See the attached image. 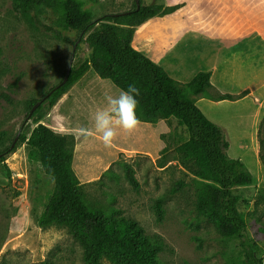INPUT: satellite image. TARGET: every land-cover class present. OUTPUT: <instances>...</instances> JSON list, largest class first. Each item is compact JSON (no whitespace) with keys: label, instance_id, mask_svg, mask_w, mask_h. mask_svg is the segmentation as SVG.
<instances>
[{"label":"rangeland","instance_id":"374dc122","mask_svg":"<svg viewBox=\"0 0 264 264\" xmlns=\"http://www.w3.org/2000/svg\"><path fill=\"white\" fill-rule=\"evenodd\" d=\"M158 1L144 0L145 4ZM134 2L97 0L87 8L97 19L132 10ZM55 19L50 10L42 9L33 20L26 8L0 0V154L5 158L0 162V264H42L45 260L84 264L82 249L67 228L39 225L54 180L29 160L27 144L18 139L11 148L21 128V134L29 136L38 125L31 119L25 123L30 103L41 100L62 82L80 37L78 33L58 34ZM88 57L87 45L79 41L73 65L85 63ZM254 66L260 83L264 58L259 56ZM90 73L95 74L93 70ZM120 91L110 80L91 78L73 85L55 106L46 104L42 111L39 124L59 135L73 136V169L89 204L106 211L115 208L121 216L138 222L148 235H160L169 247L161 254L164 264H244L240 243L223 239L197 216L192 179L176 153L189 135L177 119L142 122L132 134L119 130L112 147H105L98 138H77L76 129L91 126L92 115L104 105L105 94L115 96ZM263 93L257 94V101L262 100L264 106ZM258 107L254 97L248 98L211 109V118L226 127L229 156L241 159L254 177L252 185L236 192L241 196L240 211L246 218L248 235L258 244L257 256L264 264V166L259 159L258 136L255 138V121L264 119V107ZM125 163L135 170L138 189L126 179ZM158 198L164 208L160 222L153 208Z\"/></svg>","mask_w":264,"mask_h":264},{"label":"trees","instance_id":"16d2710c","mask_svg":"<svg viewBox=\"0 0 264 264\" xmlns=\"http://www.w3.org/2000/svg\"><path fill=\"white\" fill-rule=\"evenodd\" d=\"M26 8L33 20L42 9L56 17L58 34L78 33L89 49L85 63L73 65L68 82L54 90L34 111L31 120L38 124L28 136L19 141L29 147L28 158L38 163L42 171L54 180V190L39 219L42 228L65 227L82 249L84 264H164L161 254L169 247L160 235H148L140 224L121 216L115 208L108 211L89 204L86 193L74 169L73 136L59 135L39 124L44 105L53 107L67 91L94 71L101 79L110 80L118 89L127 90L135 84L141 92L138 117L143 123L156 124L177 119L189 138L176 148L178 160L192 179L196 192L195 209L198 218L210 223L227 240H237L245 253L244 264H263L258 258L260 248L248 235L247 221L240 211L239 187L250 186L254 177L241 159L228 154L230 144L225 130L209 120L196 100L207 97L215 101L235 100L231 95L210 97V72H201L186 84L172 79L167 72L132 46L135 28L149 19L169 15L179 6L168 7L156 2L121 13L104 14L95 19L87 8L97 0H10ZM51 31V29L49 28ZM53 31V28H52ZM81 34H83L81 36ZM77 42V41H76ZM41 99V100H42ZM41 100L30 103V111ZM259 159L264 166V119L258 129ZM5 158L0 154V162ZM126 179L134 189L139 188L135 170L123 164ZM157 220L164 217L162 199L153 205ZM42 264H56L45 260Z\"/></svg>","mask_w":264,"mask_h":264},{"label":"crops","instance_id":"0c3cea01","mask_svg":"<svg viewBox=\"0 0 264 264\" xmlns=\"http://www.w3.org/2000/svg\"><path fill=\"white\" fill-rule=\"evenodd\" d=\"M158 4L179 9L136 27L133 48L182 84L201 72H210L212 87L208 95H231L236 99L215 101L202 97L196 104L225 132V125L211 118V109L253 97L263 109L257 94L264 91V78L260 83L256 80L253 65L259 56L264 58V0H159ZM91 78L107 81L88 72L77 83ZM261 119L255 121V138Z\"/></svg>","mask_w":264,"mask_h":264},{"label":"clouds","instance_id":"9594fccd","mask_svg":"<svg viewBox=\"0 0 264 264\" xmlns=\"http://www.w3.org/2000/svg\"><path fill=\"white\" fill-rule=\"evenodd\" d=\"M141 95L140 89L133 83L118 95L105 94L104 105L97 107L92 115L90 127H78L77 138L99 139L105 147H112L120 135L119 130L132 134L139 130L142 121L137 111Z\"/></svg>","mask_w":264,"mask_h":264},{"label":"water","instance_id":"95a60500","mask_svg":"<svg viewBox=\"0 0 264 264\" xmlns=\"http://www.w3.org/2000/svg\"><path fill=\"white\" fill-rule=\"evenodd\" d=\"M135 2H136L137 10H139V8H140V6H141L140 0H135ZM121 14H123V13H121ZM82 35H83V34H81V36H82ZM79 41H80V40H78V41L75 43V45H74L73 53H72V56H71L70 62H69V64H68V67H67V70H66V74H65L64 79L62 80V82H60V83L54 88V90L60 88L61 86L65 85V84L68 82L69 77H70V73H71V70H72V67H73V61H74V57H75V51H76V48H77V45H78ZM52 93H53V92H50V93H49L44 99H42L40 102H38V103L33 107V109L30 111L29 115L27 116V119H26L25 123L28 122V121L31 119V117H32V115H33V113H34V111H35V110H36V109L42 104V102H43L44 100H46L47 98H49L50 95H51ZM23 125H24V124H23ZM21 131H22V128H21V130L18 132V134H17V136H16V138H15V140H14V142H13L11 148L14 147L15 143H16L17 140L19 139V137H20V135H21Z\"/></svg>","mask_w":264,"mask_h":264},{"label":"flooded vegetation","instance_id":"af4514ba","mask_svg":"<svg viewBox=\"0 0 264 264\" xmlns=\"http://www.w3.org/2000/svg\"><path fill=\"white\" fill-rule=\"evenodd\" d=\"M134 5H136V2H134Z\"/></svg>","mask_w":264,"mask_h":264}]
</instances>
